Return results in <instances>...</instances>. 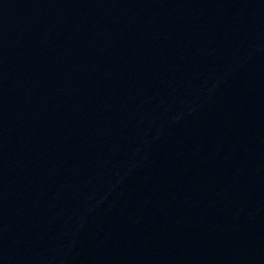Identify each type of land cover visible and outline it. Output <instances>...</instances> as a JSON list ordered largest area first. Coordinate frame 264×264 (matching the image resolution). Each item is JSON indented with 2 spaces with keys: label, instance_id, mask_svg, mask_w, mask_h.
Listing matches in <instances>:
<instances>
[{
  "label": "water",
  "instance_id": "1",
  "mask_svg": "<svg viewBox=\"0 0 264 264\" xmlns=\"http://www.w3.org/2000/svg\"><path fill=\"white\" fill-rule=\"evenodd\" d=\"M0 264H264V0H2Z\"/></svg>",
  "mask_w": 264,
  "mask_h": 264
}]
</instances>
